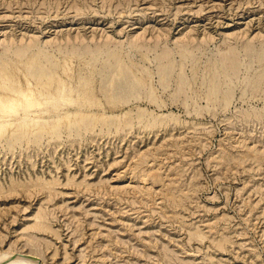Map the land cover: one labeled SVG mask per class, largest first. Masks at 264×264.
<instances>
[{"label": "rangeland", "instance_id": "1", "mask_svg": "<svg viewBox=\"0 0 264 264\" xmlns=\"http://www.w3.org/2000/svg\"><path fill=\"white\" fill-rule=\"evenodd\" d=\"M7 253L264 264V0H0Z\"/></svg>", "mask_w": 264, "mask_h": 264}, {"label": "bare ground", "instance_id": "2", "mask_svg": "<svg viewBox=\"0 0 264 264\" xmlns=\"http://www.w3.org/2000/svg\"><path fill=\"white\" fill-rule=\"evenodd\" d=\"M5 252V251H4ZM13 255L4 254L0 258H8L9 262L7 264H37L35 261L27 258L26 256H16L17 258H14L13 260H10Z\"/></svg>", "mask_w": 264, "mask_h": 264}, {"label": "water", "instance_id": "3", "mask_svg": "<svg viewBox=\"0 0 264 264\" xmlns=\"http://www.w3.org/2000/svg\"><path fill=\"white\" fill-rule=\"evenodd\" d=\"M37 264H43L39 258H37Z\"/></svg>", "mask_w": 264, "mask_h": 264}]
</instances>
